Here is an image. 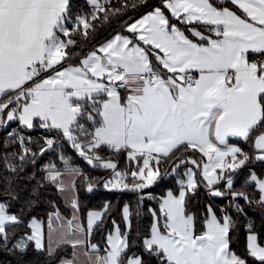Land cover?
<instances>
[{"label": "snow or ice", "instance_id": "6c2138e0", "mask_svg": "<svg viewBox=\"0 0 264 264\" xmlns=\"http://www.w3.org/2000/svg\"><path fill=\"white\" fill-rule=\"evenodd\" d=\"M85 2L90 12H74L72 0H0V160L9 174L0 182V251L20 264L30 246L57 264H264V171L249 167L264 163V0H159L82 54L69 51L78 47L77 33L88 39L96 22L149 5ZM65 141L109 175L88 176L63 153L59 165L37 167ZM29 164L23 178L36 184L12 211ZM170 177L175 190L144 193ZM81 179L89 193L101 184L138 193L135 213L125 204L123 227L112 219L111 229L110 202L82 216ZM45 184L71 209L65 216L49 202L47 245L44 221L30 215ZM201 187L230 199L201 214L192 207ZM145 199L156 201L151 223L133 235ZM241 217L243 253L235 247ZM21 227L30 231L17 236ZM96 232L102 244L92 241ZM61 244L72 247L70 258L58 255Z\"/></svg>", "mask_w": 264, "mask_h": 264}, {"label": "trees", "instance_id": "16d2710c", "mask_svg": "<svg viewBox=\"0 0 264 264\" xmlns=\"http://www.w3.org/2000/svg\"><path fill=\"white\" fill-rule=\"evenodd\" d=\"M73 2V11L83 10L85 12L91 11V6L85 2V0H72ZM104 0H101V3H103ZM112 4L115 6H119L121 0H111ZM159 0H149L148 7H141L137 10H131L129 9L126 13L119 17H112L110 23H102V22H96V30L94 32L90 33V36L88 39H85L81 34L77 33L73 39H76L78 41V47L76 49H69V51H81L82 54L87 53V51L95 48L97 45H99L102 41L109 38L110 36L114 35L116 32H123V25L125 21H129V17H132L133 19H137L140 17L144 12L148 11L152 4H158ZM68 26L72 27V21L68 22ZM127 34V33H125ZM78 61H73V63H77ZM12 127H16V124H13ZM29 135H32L35 139L37 137V133H27ZM4 140V134L0 133V157L3 156L4 153V147L2 144V141ZM242 147H245L247 150L246 145H241ZM63 153L67 157L70 158L72 163L75 166L80 167L83 172L92 177H107L109 175L108 172L100 169V168H93L90 165H88L82 158L78 156L76 151L71 148L70 144L68 142H64L63 146L60 148H57V150L50 154H45L44 157H42L38 163L37 167H40L44 163H46L49 160H55L57 164H60V161L57 160L58 154ZM107 155H110L106 153ZM118 159L121 162V167L124 164L125 156L122 154L118 157ZM171 163V162H169ZM167 167V165H163L162 161V168ZM250 168H253L257 171V173H260L261 171H264V163L262 162H254L253 164L249 165ZM33 171V167L29 164L26 166L25 171L21 173L20 178L17 180V192L19 193V200L13 202L12 211H17L21 206L22 202L28 199L31 196L32 189L36 184L35 180H27L24 179L25 173L30 174ZM247 169L244 170L240 174V180L237 181L236 187L240 188L241 181L244 178V175L246 174ZM9 174L6 173V171L3 168L2 160H0V182H2V179L5 176H8ZM42 173L37 172V179L40 178ZM79 199L81 201V215L85 216L87 210L89 209H100L103 207L105 202L111 203V215L106 217L107 223L105 224V229H111V220L115 219L118 223L121 224L123 227V219H122V208L125 204H128L130 206V209L135 213L138 205V193L127 191V190H107L105 189L102 184L95 188L93 192L89 193L85 189L84 181L78 180L77 185ZM176 183L175 179L170 177L167 179H164L160 181L155 186H152L148 189L144 190V193H151L154 196H160L163 195L165 190L168 188H172L173 190L176 189ZM251 189H249L250 191ZM2 191V189H0ZM230 199V197H224L223 199L219 197H211L207 194V190L203 187H201L195 196L192 197V207L193 210L199 211L201 214L205 210V206L208 204H212L213 207L219 208V206L225 205L227 201ZM49 202H54L57 206H59L60 211L68 216L70 215V208H68L60 193L57 192V190L49 185L45 184L40 189V203L36 207L35 211H33L30 215L36 216L37 218L44 221V228L46 227V222L48 219V213L51 212L53 209L50 206ZM241 204L244 203L243 200L240 201ZM150 207H156V201L155 200H149L145 199L143 202L142 207L140 208L141 216L139 218L133 216V235L135 234V230L139 227L141 229L147 228L151 223V216L148 213V209ZM233 215L235 213L233 212ZM253 219L256 220L257 224L260 223V217L255 212L250 214ZM27 219V218H26ZM17 236L23 235L26 231H30L26 227H21L14 229ZM235 247L237 250L241 253H243L245 248V242H246V227H245V221L244 218L241 217V223L238 225V231L235 236ZM92 241L96 243H103V236L101 232H96L92 236ZM72 247L67 244H61L60 248L58 249V255L61 257H71L72 254ZM20 257L18 255H13L7 252L0 251V264H20ZM23 264H57V261L49 260L47 256L44 253H38L34 247L30 246L27 255L23 258Z\"/></svg>", "mask_w": 264, "mask_h": 264}, {"label": "rangeland", "instance_id": "374dc122", "mask_svg": "<svg viewBox=\"0 0 264 264\" xmlns=\"http://www.w3.org/2000/svg\"><path fill=\"white\" fill-rule=\"evenodd\" d=\"M72 192L71 191H69L68 193H67V196L68 197H71L72 196ZM63 198V200H64V203H65V199H64V197H62ZM66 205V204H65ZM67 206V205H66ZM98 210V209H97ZM64 215V214H63ZM70 215H71V209H70ZM70 215H68V216H70ZM66 216V215H65ZM39 219V218H38ZM41 220V219H40ZM48 220V219H47ZM44 232H45V240H46V242H45V244L47 245V232H48V229H47V222H46V227L44 228Z\"/></svg>", "mask_w": 264, "mask_h": 264}, {"label": "crops", "instance_id": "0c3cea01", "mask_svg": "<svg viewBox=\"0 0 264 264\" xmlns=\"http://www.w3.org/2000/svg\"><path fill=\"white\" fill-rule=\"evenodd\" d=\"M139 18H140V17H138L137 19H139ZM124 34H125V33H124ZM112 36H113V35H112ZM109 38H111V36H110ZM109 38H107V39H109ZM107 39H105L104 41H102L100 44H103ZM100 44H99V45H100ZM99 45H97V46H99ZM97 46H96V47H97ZM45 242H46V240H45Z\"/></svg>", "mask_w": 264, "mask_h": 264}]
</instances>
